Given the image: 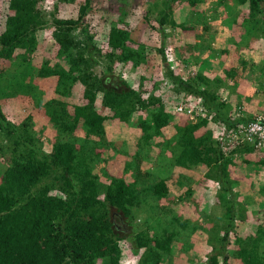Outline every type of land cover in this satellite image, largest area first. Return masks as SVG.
<instances>
[{"label":"trees","instance_id":"16d2710c","mask_svg":"<svg viewBox=\"0 0 264 264\" xmlns=\"http://www.w3.org/2000/svg\"><path fill=\"white\" fill-rule=\"evenodd\" d=\"M171 1L152 0V7L158 9L161 30L169 25L186 28L185 23L178 22L173 16ZM185 1L191 7L204 2ZM36 2L9 0L6 27L0 32V60L9 61L23 49L28 52L36 50ZM232 2L238 7L249 6L254 16L262 15L264 25V7L260 0ZM91 5V0H85L77 19L57 18L51 24L58 44L57 56L63 62L51 64L45 60L38 67L29 64L12 80L15 88L10 92L11 97L23 98L21 101L24 102L37 88L31 80L32 76L55 79L54 95L44 99L40 107L33 108H38V113L47 119L55 133L51 147L44 150L38 143L41 138L34 134L35 115L29 114L16 126L0 110V132L13 145L11 162L0 176V264H122L127 255L136 256L137 264H162L171 252L173 242L181 241L184 235H193L200 226L208 233L209 245L215 242L217 250V254L210 256L206 264H219L220 257L223 263H227L230 253L240 264H264V250H261L264 247V209L259 212L260 220L254 231L246 236L238 233L237 223L241 216L239 201L231 194L235 186L230 181L223 182L221 172L215 176L207 174L217 180L220 190L223 189L219 200L225 208L218 218L225 217L226 222L220 224L217 230L201 224L198 227L199 224L179 217L168 221L163 217L168 210L162 208L156 222L153 221L159 225L158 229L149 222H146L145 229L140 225L141 232H137L135 226L130 228L136 219L133 211L142 208L145 200L141 195L143 187L139 188L141 175L138 173L131 180L127 178L130 169L140 171L135 163L138 156L154 153L155 158L165 160L166 151H170L173 154L168 160L171 166L185 169L214 160L217 165L221 159L235 164V157L251 153L260 157L257 165H264V150L247 142H234L238 137L230 131L247 125L264 114V110L254 116L247 115L241 108L242 104H238V116L237 111L233 113L231 109V101L223 99L219 90L209 87L202 74H197L196 79L185 78L169 68L166 75L173 89L180 92L174 100L173 112L164 106L159 96H149V104H146L142 93L132 89L126 80L121 81L125 88L107 85L93 72V60L95 56H101V51L94 34L83 26ZM250 13L243 16L241 24L248 36L256 31L252 26L256 20L251 18ZM236 14L235 11L233 22H237ZM122 15L119 22L111 23L110 42L115 41V44L111 43L113 46L107 53V59L132 63L130 65L134 68L145 58L142 53L144 46H131L135 43L133 31L128 30L127 24L125 28L119 25L126 23L123 9ZM145 19L149 21L147 17ZM80 26L83 27L77 33ZM119 33L122 35L118 36ZM182 53L185 57H192L193 52L183 49ZM238 75L235 74V78ZM80 85H84L87 92L92 89L103 93L100 106L94 99L87 102L83 95L82 102L75 104L73 110L68 109L67 100ZM259 93V90L255 91V94ZM193 95L200 97L205 116H201L196 108L191 112L186 110L187 100ZM153 105V109H148ZM180 105L182 110L178 109ZM141 106L146 111L139 122L141 135L137 143L130 144L136 153L133 155L132 149H120L118 156L121 164L116 173L111 174L106 168L98 169L97 163L103 162L104 157L108 158L107 161H117L107 153L113 144L107 143L105 124L127 122ZM224 106L229 109L222 111ZM213 124L224 128L218 141L212 137ZM168 127L172 135L162 143H149V149L145 150L143 143L147 144L152 138L156 141L155 137L163 135V130ZM78 131L81 134H77ZM222 148L231 154L225 156ZM244 160L247 159L244 157ZM152 173L149 171L148 176L143 175V183L150 181L146 190L151 197V208L159 210L161 203L167 199L170 185L167 176ZM228 192L229 198L226 196ZM125 217L129 223L127 231H123L119 224ZM151 227L155 229L152 231Z\"/></svg>","mask_w":264,"mask_h":264},{"label":"rangeland","instance_id":"374dc122","mask_svg":"<svg viewBox=\"0 0 264 264\" xmlns=\"http://www.w3.org/2000/svg\"><path fill=\"white\" fill-rule=\"evenodd\" d=\"M264 7V0H260ZM85 0H37L34 9L37 11V31L36 37L38 45L32 52H16L11 60H0V110L8 120L18 126L29 114L35 115L33 125L34 134L41 138L39 144L44 150H48L53 143L55 133L48 124L45 117L41 116L36 108L40 107L41 102L53 94L55 79L50 77L36 78L32 76L36 84L30 99L21 101L16 97H11L13 78L18 73L21 74L29 64L38 67L45 60L54 64L62 61L57 56L58 44L53 37L52 22L54 19H77L80 14V8ZM92 7L85 17L84 27L88 28L97 42L101 56H95L93 60L94 74L102 78L107 85H114L117 88H125L122 80H126L132 89L140 91L146 104L148 97L151 95L159 96L162 102L171 112L174 111V100L180 92H176L171 85L170 78L166 75L167 69H172L176 74H182L185 78L195 77L202 74L204 79L209 82V87L220 91L223 99L229 100L233 113L238 106L248 115H256L259 111L264 110V25L263 16H255L250 13L249 6L238 7L233 4L232 0H204L202 4L191 7L185 0H172L173 16L178 22L186 24V28L166 26L161 30L158 23V9L152 7V0H91ZM154 8V9H153ZM122 9L126 12V23H120L121 27H126L133 31L135 43L131 46L137 47L143 44V56L145 58L137 67L132 68L130 64L120 59L115 62L107 59V53L111 52V43L109 36L111 23L116 22L123 17ZM237 12V22L232 21L234 12ZM9 0H0V32L6 27V20L9 14ZM250 13L251 18L256 20L252 26L256 28L255 33L251 36L246 35L242 24L244 15ZM149 21H146L145 18ZM254 20V21H255ZM82 26V27H83ZM79 27L77 33L82 28ZM122 34H118L121 36ZM120 43L118 42L117 45ZM189 46H192L189 48ZM121 47V45H120ZM185 51L190 49L192 57H185ZM120 50V49H119ZM117 52H120V51ZM97 52V49L95 48ZM121 54V53H120ZM118 58V57H116ZM166 58V60L164 59ZM187 58H191L188 60ZM112 69H109V68ZM112 70V71H111ZM234 73V75H232ZM235 74H239L235 78ZM218 80H222L218 81ZM11 85V86H10ZM201 86V85H200ZM14 87V88H13ZM202 87V86H201ZM84 85L78 86L73 96L67 100L68 109L73 110L75 104L82 102L83 95L87 102L94 99L100 106L102 101V92L94 90L85 91ZM259 90V94L255 91ZM96 92V93H95ZM85 93V94H84ZM240 94L241 96H237ZM184 95V93H183ZM187 102L195 106L197 100L189 97ZM189 105L186 104L185 107ZM146 107V106H145ZM147 108V107H146ZM154 105L148 109H153ZM191 108V107H190ZM199 109V107H197ZM229 109V108H228ZM226 106L222 111L228 110ZM174 114V113H173ZM146 115L145 108L141 106L133 113V116L127 122L106 123V139L113 146H109L107 153L114 156L117 161H107L104 157L103 162L97 163L98 169L106 168L112 173H116L120 168L121 160L119 159V150L136 153V149L130 147L133 142L139 141L141 128L139 122L141 116ZM43 128L42 132L40 129ZM213 124L212 137L218 141L223 131ZM163 135L152 138L146 144L145 150L149 149L150 144L166 140L172 135V130L168 127L163 130ZM77 134H81V131ZM141 142V140H140ZM150 143V144H149ZM157 143V144H161ZM12 143L8 141L0 132V176L12 159ZM225 156L231 154L230 151L223 149ZM150 153V152H149ZM238 155L235 164L226 162L221 159L217 162L212 161L209 164L203 163L195 168H173L168 160L172 159L173 154L166 151L167 159L162 160L155 158L154 153H145L138 156L135 163L139 166L140 171L130 169L127 178L131 180L141 175L139 188L144 190L141 195L145 198L142 208L133 211L136 216L135 223L132 227H137V232H141V227L147 228L146 222L157 225L156 217L162 209L168 211L163 217L170 221L173 217L189 219L198 227H211L217 230L219 225L226 222L222 216L224 212L223 205L220 202L219 194L223 190L219 188L217 180L207 176L222 174L223 182H232L235 186L232 191V197L239 201L240 219L237 223L238 233L246 236L249 235L260 220L259 212L264 209V165H257L256 162L260 157L256 154ZM248 155V156H247ZM150 156V157H149ZM244 157L247 160H244ZM229 158V157H227ZM215 164V165H214ZM149 171L159 172L167 176L170 185L169 194L166 201L161 203L162 207L151 208V197L148 195L146 185L143 183V175L148 176ZM227 172L223 174V172ZM152 173V174H153ZM150 178V176H149ZM144 184V185H143ZM236 184V185H235ZM145 186V188H144ZM236 190V191H235ZM227 198L231 197L229 192ZM148 199V201H146ZM162 208V209H161ZM155 220V222H153ZM121 229H129L128 218H122ZM170 225V224H169ZM171 226V225H170ZM157 228V229H158ZM155 227H151L150 230ZM152 230V231H153ZM185 230V229H183ZM189 231V229L187 230ZM143 233V232H142ZM208 233L197 228L193 235H184L181 241H174L171 252L165 257L162 264H206L208 258L217 254L215 242L212 245L208 243ZM185 238V239H184ZM264 250V247H261ZM219 264H240L238 260L230 253L227 263L222 262L220 257ZM136 256H126L122 264H137Z\"/></svg>","mask_w":264,"mask_h":264},{"label":"built area","instance_id":"2783aa9c","mask_svg":"<svg viewBox=\"0 0 264 264\" xmlns=\"http://www.w3.org/2000/svg\"><path fill=\"white\" fill-rule=\"evenodd\" d=\"M189 103H186L189 105L186 109L188 112H191L193 108L197 109V107H199L197 111L201 116H205V110L200 99H197V104L195 106ZM178 109L182 110V105H180ZM236 115H240V109L237 110ZM223 129L222 127V130ZM230 131L238 137L234 142H247L254 145L256 148L264 149V114L258 115L256 119L251 120L247 125H240L237 130L231 129Z\"/></svg>","mask_w":264,"mask_h":264},{"label":"clouds","instance_id":"9594fccd","mask_svg":"<svg viewBox=\"0 0 264 264\" xmlns=\"http://www.w3.org/2000/svg\"><path fill=\"white\" fill-rule=\"evenodd\" d=\"M193 97H194V99H200V97H198V95H193ZM201 101V100H200ZM238 109H235V111L234 112H236ZM222 129V128H221ZM258 149H260V148H258ZM257 150V149H256ZM260 150H264V149H260Z\"/></svg>","mask_w":264,"mask_h":264}]
</instances>
